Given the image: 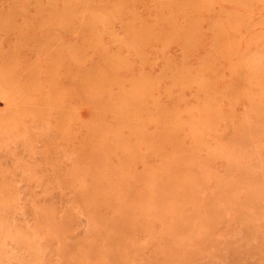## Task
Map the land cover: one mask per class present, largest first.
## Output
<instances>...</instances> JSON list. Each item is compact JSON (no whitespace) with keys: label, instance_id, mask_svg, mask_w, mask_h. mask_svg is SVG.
<instances>
[{"label":"rangeland","instance_id":"rangeland-1","mask_svg":"<svg viewBox=\"0 0 264 264\" xmlns=\"http://www.w3.org/2000/svg\"><path fill=\"white\" fill-rule=\"evenodd\" d=\"M263 226L264 0H0V264H264Z\"/></svg>","mask_w":264,"mask_h":264},{"label":"bare ground","instance_id":"bare-ground-1","mask_svg":"<svg viewBox=\"0 0 264 264\" xmlns=\"http://www.w3.org/2000/svg\"><path fill=\"white\" fill-rule=\"evenodd\" d=\"M38 14H40V13H38ZM56 15V14H55ZM76 124H78V123H76ZM201 166V165H200ZM190 173V172H189ZM191 174V173H190ZM76 201V200H75ZM236 203V202H235ZM238 203V202H237ZM235 207H236V205H235ZM82 211V210H81ZM85 215V214H84ZM87 216V215H86ZM88 218V217H87ZM90 218V217H89ZM263 220V219H262ZM263 223V222H262ZM249 225H251V224H249ZM251 227H252V225H251ZM264 227V226H263ZM253 228H254V226H253ZM105 229V228H104ZM247 231H248V229H247ZM260 234V233H259ZM263 234V233H262ZM259 236H261V234L259 235ZM261 238H263V237H261ZM255 240V239H254ZM246 253H248L247 251H246ZM245 254V253H244ZM243 254V255H244ZM250 257H251V255H250ZM229 262V261H228ZM251 263L253 262V260L252 261H250ZM248 263H249V261H248ZM250 263V264H251ZM253 264V263H252Z\"/></svg>","mask_w":264,"mask_h":264}]
</instances>
